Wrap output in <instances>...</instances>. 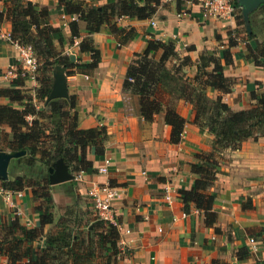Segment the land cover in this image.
Here are the masks:
<instances>
[{
  "label": "crops",
  "instance_id": "1",
  "mask_svg": "<svg viewBox=\"0 0 264 264\" xmlns=\"http://www.w3.org/2000/svg\"><path fill=\"white\" fill-rule=\"evenodd\" d=\"M20 1L29 2L35 10L46 11L48 25L58 31L51 42L60 56L74 65L89 62V55L77 50L78 42L85 36L82 21L65 14L57 0ZM81 1L96 8L115 2ZM3 4L8 2L0 1V11ZM239 13L237 7L232 19L221 21L203 18L198 0L179 4L161 0L149 19H116V27L124 30L122 35H112L105 27L90 35L98 52L97 65L93 70H77L69 75L61 70L66 97L58 99L66 101V107L71 99L70 112L76 114L78 129L101 131V140L83 151L90 167L72 171L63 162L73 178L52 185L48 183V168L40 170L37 164L27 167L25 153L9 158L6 164L3 181L13 182L17 178L47 181L50 203L42 211L48 212L51 219L33 242V252L45 249L49 239L60 246V252L52 251L53 247L47 252H54L60 261L70 260L72 247L79 248L77 254L88 249L95 251L97 242L92 227L97 217L88 191L92 185H108L118 192L112 203L118 233L116 264H264V133L256 132L255 138H245L235 149L221 151L215 180L208 188L213 195L211 211L216 215L212 227L204 224L201 212L191 206L183 209L177 194L192 186L195 177L190 165L198 163L196 155L212 151L213 135L194 121L195 111L186 97L176 94L174 69L179 68L188 81L185 86L193 89L197 84L191 83V79L196 75L198 57L213 55L222 76L230 82L225 92L201 93L210 101L219 98L231 112L248 110L258 94L264 93V54L260 56L258 52L264 45V4L248 15L250 36L244 24L236 20ZM70 21L76 22L80 36L77 39H72L68 32ZM9 31V23L0 22V89L16 88L11 82L19 70L17 48L8 38ZM129 31L130 36L125 38ZM229 38L233 45H229ZM148 40L172 43L177 55L164 64L157 87L162 110L150 121L139 116L137 97L122 89L126 67L138 63V55ZM159 54L158 51L156 59ZM254 58L259 65H254ZM39 74L37 68L32 79L21 80V90H27L29 95L34 93ZM31 99L32 103L34 96ZM45 99L43 104L47 103ZM0 104L21 108L6 100H0ZM166 108L174 109L184 119L175 145L169 143L170 129L164 123ZM53 119L56 122L58 118ZM9 134L8 127H0V152L8 155L14 153L6 148ZM105 159L110 160V166L106 173H98L96 170ZM6 190L13 205L8 206L0 198V226L16 220L23 228L37 229L41 211L35 209L37 204L32 201L30 188ZM14 192H20L21 196L16 198ZM166 195L169 202L164 198ZM245 251L246 258L236 257ZM98 256L95 253L83 260L84 264H97ZM5 263L6 258L0 256V264Z\"/></svg>",
  "mask_w": 264,
  "mask_h": 264
},
{
  "label": "trees",
  "instance_id": "2",
  "mask_svg": "<svg viewBox=\"0 0 264 264\" xmlns=\"http://www.w3.org/2000/svg\"><path fill=\"white\" fill-rule=\"evenodd\" d=\"M2 1V0H0ZM8 4H3L0 11V22L7 21L10 25L9 39L19 45H30L35 54L41 57L40 74L35 78L38 87L34 89V99L44 103L51 86V70L54 66H61L66 75L73 71L81 70L87 72L93 70L98 62V52L94 49L90 35L97 32L101 27H105L112 35H122L124 30L117 28L115 20L126 17L138 21L149 19L155 12L161 0H115L96 8L90 3L81 0H57L58 6L67 15L75 16L78 21L85 25V36L78 42L79 53H87L89 62L83 65H74L67 57L60 56L51 42V37L58 33L47 22L46 11L41 8L35 10L29 2L20 0H6ZM11 1L14 3L11 5ZM232 2L236 5L235 1ZM180 1L177 3L179 4ZM11 5V6H10ZM238 24H243L239 13L236 18ZM68 32L72 39L79 38L76 22L70 21L67 24ZM29 35V38H27ZM130 36L127 32L125 38ZM32 43V44H29ZM229 45L233 41L229 38ZM160 52L157 59L155 55ZM259 55L264 54V45L258 51ZM174 46L170 42L156 40L146 41V46L138 55L136 65L126 67L125 77L122 82V89L137 97L138 114L144 120L150 121L162 109V102L157 99L161 94L157 88L160 83L165 62L170 58H176ZM39 61V60H38ZM185 59L182 64H185ZM254 65H259L253 59ZM211 68V72H202L203 81H198L199 72ZM179 68L174 69L176 74L173 78L176 94L186 97L188 103L192 104L195 111L194 121L204 125L208 132L213 135L212 151L207 154H198L195 158L198 163L190 165V172L194 175L192 186L188 190L177 192L183 209L191 206L201 212L204 224L212 227L215 223L216 215L211 211L213 195L208 192V188L215 180L217 166L220 160V153L226 148L235 149L239 143L247 137L255 138L256 132L264 133V93L258 94V99L248 110L231 112L226 104L219 98L215 101L208 100L202 91L217 90L225 92L229 80L221 74V68L213 55H202L196 62V75L191 79V83L197 84L193 89H188L187 79L184 80ZM18 73V72H17ZM206 73V74H204ZM182 77V78H179ZM19 76L11 82L16 88L0 89V99L10 103H17L21 108H13L0 104V127L5 126L10 130L6 148L10 151H23L26 157L25 165L35 167L45 171L57 159L70 167L72 171L85 170L90 167V163L84 160L83 151L86 147L95 146L101 140V131L94 129L80 130L77 128V117L73 109L72 101H68V109H63L64 100H50L37 108L31 103V97L25 96L21 87L23 86ZM57 116L61 124L57 129L61 135L47 133V124ZM204 116V117H203ZM31 120L27 122V118ZM164 123L169 127V143L175 145L179 142L184 119L181 118L174 109L166 108L164 111ZM73 163V164H71ZM47 181H34L30 178H17L13 182L0 180V186L13 191L29 187L35 209L41 211L38 216V228L26 229L21 227L16 220L7 226H0V256L6 258L5 264H84L86 259H90L95 253L99 254L97 264H116L118 233L115 226L106 222L96 220L92 229L97 242L95 251L88 249L81 254L79 248L70 250V260L60 261L51 251L60 252V246L56 245L53 239L46 241L43 250L32 251L33 242L38 239V234L42 227L50 223L51 215L43 212L50 203ZM248 256L247 252L237 253L238 259ZM69 257V256H68ZM26 261V263H24ZM52 261V262H51Z\"/></svg>",
  "mask_w": 264,
  "mask_h": 264
},
{
  "label": "built area",
  "instance_id": "3",
  "mask_svg": "<svg viewBox=\"0 0 264 264\" xmlns=\"http://www.w3.org/2000/svg\"><path fill=\"white\" fill-rule=\"evenodd\" d=\"M200 5V14L203 18H213L221 21H227L234 17L237 10V6L232 0H198ZM62 24L65 25L64 16L61 17ZM151 26H154L150 22ZM9 38V36H8ZM10 40V39H9ZM14 45L17 48V62L19 70L15 72V76H19L22 79L33 78L34 73L37 69L36 60L30 45H18L15 42ZM110 166V160L105 159L100 166L97 168L98 173H106ZM168 192V189H165ZM16 198H19L20 192L13 193ZM92 208L95 211L98 220L106 222L116 227L114 217L112 214V203L118 198V192L115 188L108 185H92L88 191ZM0 198L12 207V198L8 190L0 186ZM165 200L169 202V197L166 195ZM249 243H253L251 239H248ZM26 263V261L24 262Z\"/></svg>",
  "mask_w": 264,
  "mask_h": 264
},
{
  "label": "water",
  "instance_id": "4",
  "mask_svg": "<svg viewBox=\"0 0 264 264\" xmlns=\"http://www.w3.org/2000/svg\"><path fill=\"white\" fill-rule=\"evenodd\" d=\"M237 7L240 9V15L242 18V22L244 24V28L246 34L250 36V26L248 23V15L257 9L260 5L264 4V0H234ZM72 60V58H71ZM63 69L60 66L54 67V72H52V85L50 88V92L45 99V103L53 100V99H61L66 97V93L64 90V82L63 75L59 72ZM24 153L23 151L14 152L12 154H6L0 152V180H4L6 178V164L9 158L17 157ZM48 183L49 184H58L68 180H71L73 177L67 172L66 165L63 163L62 159H57L53 162L47 170Z\"/></svg>",
  "mask_w": 264,
  "mask_h": 264
},
{
  "label": "rangeland",
  "instance_id": "5",
  "mask_svg": "<svg viewBox=\"0 0 264 264\" xmlns=\"http://www.w3.org/2000/svg\"><path fill=\"white\" fill-rule=\"evenodd\" d=\"M173 1L176 2V3H178L179 1H180V2L189 1L190 3L194 2V0H173ZM13 4H14V3L11 1V5H13ZM11 5H10V6H11ZM27 38H29V35H27ZM27 44H28V43H27ZM29 44H32V43H29ZM19 45H22V43H19ZM41 57H42V56H41ZM41 57L38 58V56L35 54V60H36L37 68H41V65L38 66L39 63L42 64L41 61H40ZM38 60H39V61H38ZM202 72H208V73H210V72H211V68L209 67V68L205 69V71H201V72H199V75H198V81H199V82L203 81V78H204V75H203ZM204 74H206V73H204ZM179 78H182V77H179ZM23 94H24L25 96H31V97L34 96V93H33V92H30V95H29V92H28L27 90H23ZM0 100H2V99H0ZM32 103H33V105L36 107V109H37V108H41V107H42V104H43V103L38 102L37 100H33ZM10 104H11L12 106H17L16 103H10ZM62 108H63V109H66V102H64V103L62 104ZM26 120H27V122H28L29 120H31V118L28 117ZM56 120H57V121L54 122V119H53V120L51 119V120L49 121V123H48L46 120H43V121H42L43 123L47 124V126H46V128H47V133L51 131V132H50L51 136H52V135H57V136H60V135H61L60 130L57 129L58 126L61 124V121L58 120V119H56ZM59 259H60V258H59Z\"/></svg>",
  "mask_w": 264,
  "mask_h": 264
}]
</instances>
